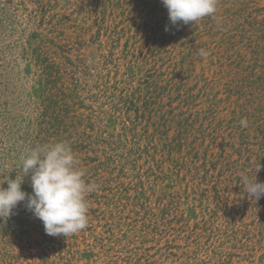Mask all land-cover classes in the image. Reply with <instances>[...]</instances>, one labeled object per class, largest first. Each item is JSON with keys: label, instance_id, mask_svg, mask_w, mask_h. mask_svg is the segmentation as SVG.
<instances>
[{"label": "rangeland", "instance_id": "obj_1", "mask_svg": "<svg viewBox=\"0 0 264 264\" xmlns=\"http://www.w3.org/2000/svg\"><path fill=\"white\" fill-rule=\"evenodd\" d=\"M216 9L174 26L162 0H0V183L64 142L97 186L67 237L21 202L0 264H264V198L242 181L259 163L264 182V61L253 74L239 53L264 0Z\"/></svg>", "mask_w": 264, "mask_h": 264}, {"label": "clouds", "instance_id": "obj_2", "mask_svg": "<svg viewBox=\"0 0 264 264\" xmlns=\"http://www.w3.org/2000/svg\"><path fill=\"white\" fill-rule=\"evenodd\" d=\"M162 3L174 26L180 22L195 23L217 10V0H162ZM168 30L166 25L165 31ZM199 55L206 57L208 52L200 49ZM240 124L247 127V120L242 119ZM21 160L19 174L14 179L7 176L0 183V219L6 221L21 202H26V209L43 222L47 235L67 237L86 229L89 223L86 196L97 186L85 182V173L78 168L71 147L64 142L37 146L26 150ZM261 167L259 163L256 165L254 178L242 176L244 187L254 200L264 198V182L256 178ZM29 175L31 194L21 187Z\"/></svg>", "mask_w": 264, "mask_h": 264}, {"label": "trees", "instance_id": "obj_3", "mask_svg": "<svg viewBox=\"0 0 264 264\" xmlns=\"http://www.w3.org/2000/svg\"><path fill=\"white\" fill-rule=\"evenodd\" d=\"M235 17H239V18H241V16H240V14H233L232 15V20L231 21H234V18ZM226 20H228V19H226ZM224 25H226L227 26V23L225 22V24ZM257 41H258V43L257 44H254V45H252V43H250L248 46H245V47H241L240 49H239V53H241V52H243V56H244V53H246V54H252V57H248L249 58V60H248V62H244L242 59H241V61H242V63H247V65L249 66V68L251 69V72H253V74H254V71H253V68H258V69H260V66H259V63L261 62V61H264V60H259L258 59V56L259 55H262V56H264V47H262L261 46V43L264 41V36L263 37H260V38H257L256 39ZM242 56V57H243ZM246 57V56H245ZM243 58V59H246V58ZM246 61V60H245ZM254 63L256 64V66L254 65ZM262 69H264V68H262ZM249 76H248V74H247V76H245V79L246 78H248ZM251 78H253V75H251L250 76ZM262 77V76H261ZM262 79H263V81H264V77H262ZM159 89H161L160 87H159ZM156 91H157V89H156ZM158 92V91H157ZM163 92H165V91H163ZM148 94H150V95H147L146 96V98H144V99H147V101H146V103H145V106H146V108L148 109V108H150V106L152 105V103L154 104V100H152V93H149L148 92ZM248 97L250 98V100H251V95L250 94H248ZM129 107V106H128Z\"/></svg>", "mask_w": 264, "mask_h": 264}]
</instances>
